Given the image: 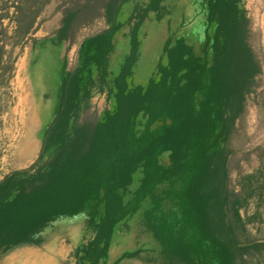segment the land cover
I'll use <instances>...</instances> for the list:
<instances>
[{
  "label": "trees",
  "instance_id": "16d2710c",
  "mask_svg": "<svg viewBox=\"0 0 264 264\" xmlns=\"http://www.w3.org/2000/svg\"><path fill=\"white\" fill-rule=\"evenodd\" d=\"M166 2L71 0L64 9L61 41L70 34L73 42L97 19L107 28L81 42L76 68L67 70L65 58L59 106L36 163L0 179V251L86 213L94 238L76 264H104L118 228L134 229L132 219L143 212L144 236L157 241L146 263L264 264V231L249 229L264 225L263 211L243 213L253 200L264 205V144L244 147L250 96L264 72L251 21L242 0H204L201 44L171 31L155 71L137 83L143 26L151 14L164 19ZM128 3L134 10L123 22ZM4 56L0 46V78L14 68ZM97 87L107 89L110 106L95 121L83 119Z\"/></svg>",
  "mask_w": 264,
  "mask_h": 264
},
{
  "label": "rangeland",
  "instance_id": "374dc122",
  "mask_svg": "<svg viewBox=\"0 0 264 264\" xmlns=\"http://www.w3.org/2000/svg\"><path fill=\"white\" fill-rule=\"evenodd\" d=\"M70 2L71 0H0V46L5 47L4 65L14 67L4 78H0V179L15 170L29 169L36 163L44 134L54 120L59 106L65 58L67 70L76 68L79 64L81 42L107 28L103 19H97L82 26L73 42L70 34L61 41L58 33L62 26L64 9ZM203 2L204 0H167L168 12L163 20L159 21L155 14H151L142 29V57L135 74L137 83H146L155 71L164 42L171 31L187 35L197 46L201 44L205 30ZM134 6L133 3L124 6L119 16L121 21L128 20ZM241 7L251 21L252 42L258 50L264 70V0H242ZM34 17L37 18L30 34L23 36V30ZM128 30L129 26H126L119 36L123 42L124 34ZM122 48H119L113 59L115 67L122 59ZM107 93V89L102 90L100 87L94 90L89 105L82 114L83 119L95 121L110 106ZM246 132L245 148L252 149L264 144V72L259 88L250 96ZM238 159L240 156L234 160L233 165ZM252 163L256 166L255 156ZM245 167L251 170L249 164ZM233 175L236 178V174ZM259 207L264 217V205L259 206L257 200L251 201L243 213L252 215ZM88 218V214L83 213L59 218L51 225L55 223L60 229L71 223L74 226L85 224L83 239H92L94 232L86 225ZM140 219H143V212L132 219L134 229L124 225L118 228L115 236V239H119L117 254L124 248L121 239L145 238ZM259 226L264 231V225L259 220L250 224L249 229L256 234ZM46 238L48 227L33 241L37 243L36 239ZM130 245L134 246L131 242L127 246ZM130 263L144 264V261L137 259Z\"/></svg>",
  "mask_w": 264,
  "mask_h": 264
},
{
  "label": "crops",
  "instance_id": "0c3cea01",
  "mask_svg": "<svg viewBox=\"0 0 264 264\" xmlns=\"http://www.w3.org/2000/svg\"><path fill=\"white\" fill-rule=\"evenodd\" d=\"M9 20H10V18H8V21ZM87 222H86V225H87ZM68 226L69 227H67V226L60 227V229H59L57 227V225H55V223L53 225L50 224L48 226V238L36 239V240H38L37 243L34 241L30 242V243H25V244H22L20 246L15 247V248H12L11 250H9L8 252H5V253L3 251H0V256H1L0 257V260H1L0 264H5L8 260V257L13 255V253L16 251L21 252L22 254H25V259H24L25 261H31V260L32 261H37V260L40 261V259L36 258L37 254H40L43 257L48 256V264H76L78 250L81 247L88 245L93 240L94 236L92 239H83L84 232H85V224L80 225V226H78V225L74 226L71 224ZM66 227H67V229H65ZM65 230L68 231L69 233L66 232ZM56 234H58V235H56ZM71 239L73 241L75 239V241L73 242ZM118 240L119 239H115V238L112 240L110 251H109V258H108L107 262L104 264H119V263L120 264H131L130 262H132L133 260H137V259L144 261V259H147L146 255L148 254V250H150V249L152 250V247H153L152 245L157 243V241L155 239H148V238L147 239H145V238H143V239H130V240L129 239L128 240L127 239H121V241H122L121 243L125 246L121 250V252L117 255ZM129 241L131 242V244L134 245L133 247L131 245H130V247L127 246ZM124 242H125V244H124ZM48 244H49V246H48ZM150 245L152 246L151 248H150ZM139 250H142V253L140 254V256L135 257V258H127L126 257L124 259H121L124 256V254L130 253V252H136ZM144 264H150V263L149 262L146 263L144 261Z\"/></svg>",
  "mask_w": 264,
  "mask_h": 264
},
{
  "label": "bare ground",
  "instance_id": "6f19581e",
  "mask_svg": "<svg viewBox=\"0 0 264 264\" xmlns=\"http://www.w3.org/2000/svg\"><path fill=\"white\" fill-rule=\"evenodd\" d=\"M72 224V223H71ZM70 224V225H71ZM63 226V225H62ZM67 227H69L68 225H66ZM63 227H65V225L63 226ZM67 227L65 228V229H67ZM63 231V230H62ZM66 231V230H65ZM72 231V230H71ZM66 232H68V231H66ZM57 233V232H56ZM60 233V232H59ZM69 233V232H68ZM56 235H58V234H56ZM72 235V234H71ZM54 236V235H53ZM52 237V236H51ZM134 237V236H133ZM55 239V238H54ZM72 240V239H71ZM128 240V239H127ZM130 240V239H129ZM57 241V240H56ZM65 241V240H64ZM73 241V240H72ZM74 241H75V239H74ZM73 241V242H74ZM132 241V240H131ZM56 243V242H55ZM63 243V242H62ZM67 243V242H66ZM124 244H125V242H124ZM128 244H130V243H128ZM127 244V245H128ZM48 246H49V244H48ZM125 246V245H124ZM47 247V246H46ZM66 247V246H65ZM44 248V247H43ZM28 249V248H27ZM45 249V248H44ZM135 249V248H134ZM36 250V249H35ZM42 250V249H41ZM42 252V251H41ZM57 252V251H56ZM119 252V251H118ZM47 253V252H46ZM62 253V252H61ZM114 253V252H113ZM59 254V253H58ZM3 255V254H2ZM57 255V254H56ZM70 255V254H69ZM118 255V254H117ZM1 257V256H0ZM53 257V256H52ZM127 257H129V256H127ZM37 259H40V261H25L24 259H25V254H21V253H19L18 251H16V252H14L13 253V255H11V256H9L8 257V260H7V262L5 263V264H48V256L47 257H43L42 255H40V254H37V257H36ZM132 258V257H131ZM7 259V258H6ZM62 260V259H61ZM1 261V260H0ZM5 262V261H4ZM135 262V261H134ZM59 263V262H58ZM139 263V262H138ZM137 263V264H138ZM120 264V263H119Z\"/></svg>",
  "mask_w": 264,
  "mask_h": 264
}]
</instances>
